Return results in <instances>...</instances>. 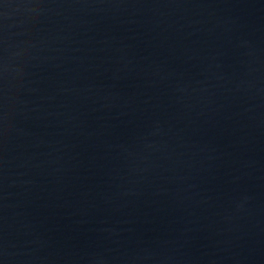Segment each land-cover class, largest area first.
<instances>
[{
  "label": "water",
  "instance_id": "1",
  "mask_svg": "<svg viewBox=\"0 0 264 264\" xmlns=\"http://www.w3.org/2000/svg\"><path fill=\"white\" fill-rule=\"evenodd\" d=\"M0 264H264V0H0Z\"/></svg>",
  "mask_w": 264,
  "mask_h": 264
}]
</instances>
